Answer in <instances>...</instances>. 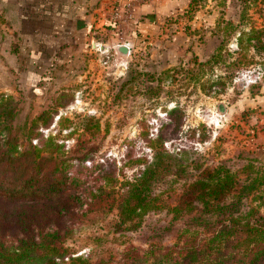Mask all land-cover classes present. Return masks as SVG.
<instances>
[{"label": "rangeland", "instance_id": "374dc122", "mask_svg": "<svg viewBox=\"0 0 264 264\" xmlns=\"http://www.w3.org/2000/svg\"><path fill=\"white\" fill-rule=\"evenodd\" d=\"M158 26L147 36L125 42L127 53L115 44L99 48L87 40L83 56L66 57L60 46L48 56L35 89L21 79L15 82V92H0L20 100L19 123L43 113L36 125L40 138L53 137L71 158L91 156L82 166L74 161L69 169L71 174L80 170V189L109 190L103 181L95 183L98 170L93 165L119 181L133 177L136 160L150 159V141L157 137L169 152L184 150L183 159L191 166L223 164L241 179L250 159L264 164L256 155L264 53L253 48V41L247 43L246 36L243 47L237 44L240 31L264 28V0H189ZM121 64L124 71L118 69ZM198 171L164 177L154 186L159 207L125 224L119 223L116 208L108 207L110 194L94 190L96 205L89 212L84 206L79 217L67 223L65 245L74 255L110 264H122L129 254L156 256L160 247L177 244L189 226L185 178ZM180 204L177 213L173 208ZM191 230L195 233L191 231L190 239L205 240L202 227Z\"/></svg>", "mask_w": 264, "mask_h": 264}, {"label": "trees", "instance_id": "16d2710c", "mask_svg": "<svg viewBox=\"0 0 264 264\" xmlns=\"http://www.w3.org/2000/svg\"><path fill=\"white\" fill-rule=\"evenodd\" d=\"M243 36L264 53V28L240 31V47ZM20 112L18 98L0 93V264H110L103 258L92 261L74 255L65 245L67 225L84 206L89 212L96 205L94 190L110 194L107 205L116 208L119 223L125 224L159 207L160 196L154 192L159 181L171 175L181 178L191 168L199 171L185 178L183 203L190 216L182 238L173 246L160 247L156 256L129 254L122 264H264V164L258 159L256 165L250 159L242 167L241 179L223 164L191 166L183 159L184 150L169 152L157 137L150 141V159L136 160L139 166L133 177L119 181L112 172L93 165L98 170L95 183L103 181L109 190L80 189V170L71 174L69 169L74 161L82 166L91 156L71 158L53 137L40 138L36 125L43 113L19 123ZM41 123L47 126L45 120ZM181 205L173 210L180 213ZM194 227L204 229L205 240L190 239Z\"/></svg>", "mask_w": 264, "mask_h": 264}, {"label": "crops", "instance_id": "0c3cea01", "mask_svg": "<svg viewBox=\"0 0 264 264\" xmlns=\"http://www.w3.org/2000/svg\"><path fill=\"white\" fill-rule=\"evenodd\" d=\"M188 4L189 0H0V92H15V82L21 79L35 89L48 56L60 46L67 57L83 56L87 40L99 48L132 43ZM118 33L124 42H119ZM262 99L256 113V155L264 161Z\"/></svg>", "mask_w": 264, "mask_h": 264}, {"label": "water", "instance_id": "95a60500", "mask_svg": "<svg viewBox=\"0 0 264 264\" xmlns=\"http://www.w3.org/2000/svg\"><path fill=\"white\" fill-rule=\"evenodd\" d=\"M121 52H123V53H127V47L126 46H123V45H121V46H119V48H118ZM118 69L120 70V71H122L121 69H120V67H118ZM124 69H125V67H124ZM124 69H123V71H124Z\"/></svg>", "mask_w": 264, "mask_h": 264}, {"label": "built area", "instance_id": "2783aa9c", "mask_svg": "<svg viewBox=\"0 0 264 264\" xmlns=\"http://www.w3.org/2000/svg\"><path fill=\"white\" fill-rule=\"evenodd\" d=\"M135 1H137V2H145V1H147V0H135ZM127 10L129 11L130 10V4H128L127 6ZM116 16L118 15L117 13L115 14ZM120 39L122 40L123 38L122 37H120ZM123 45H126L125 43H123Z\"/></svg>", "mask_w": 264, "mask_h": 264}, {"label": "bare ground", "instance_id": "6f19581e", "mask_svg": "<svg viewBox=\"0 0 264 264\" xmlns=\"http://www.w3.org/2000/svg\"><path fill=\"white\" fill-rule=\"evenodd\" d=\"M118 67H120V69L123 71V69H124V65L123 64L119 65Z\"/></svg>", "mask_w": 264, "mask_h": 264}]
</instances>
